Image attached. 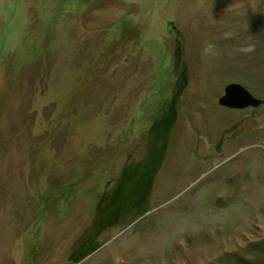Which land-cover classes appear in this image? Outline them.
Segmentation results:
<instances>
[{
    "label": "rangeland",
    "instance_id": "374dc122",
    "mask_svg": "<svg viewBox=\"0 0 264 264\" xmlns=\"http://www.w3.org/2000/svg\"><path fill=\"white\" fill-rule=\"evenodd\" d=\"M228 84L264 101V0H0V264H260Z\"/></svg>",
    "mask_w": 264,
    "mask_h": 264
},
{
    "label": "water",
    "instance_id": "95a60500",
    "mask_svg": "<svg viewBox=\"0 0 264 264\" xmlns=\"http://www.w3.org/2000/svg\"><path fill=\"white\" fill-rule=\"evenodd\" d=\"M219 104L228 108L240 109L254 104L253 97L239 84H228L224 88V95Z\"/></svg>",
    "mask_w": 264,
    "mask_h": 264
},
{
    "label": "trees",
    "instance_id": "16d2710c",
    "mask_svg": "<svg viewBox=\"0 0 264 264\" xmlns=\"http://www.w3.org/2000/svg\"><path fill=\"white\" fill-rule=\"evenodd\" d=\"M259 246H261V247H264V242L263 243H261V242H259ZM264 250V249H263ZM254 254V253H253ZM256 255H258L259 257H258V262L260 261V264H264V251H262V250H259L258 251V253L256 254ZM243 261V260H242ZM254 262V261H253ZM256 263V262H255ZM243 264H247V262H244Z\"/></svg>",
    "mask_w": 264,
    "mask_h": 264
},
{
    "label": "flooded vegetation",
    "instance_id": "af4514ba",
    "mask_svg": "<svg viewBox=\"0 0 264 264\" xmlns=\"http://www.w3.org/2000/svg\"><path fill=\"white\" fill-rule=\"evenodd\" d=\"M223 95H224V91H223ZM222 95V96H223ZM251 95V94H250ZM222 96H220L219 98H218V104H219V99L222 97ZM264 101L263 100H256V99H254V104H250V105H248V106H246V107H244V108H248V107H258L261 103H263ZM220 105V104H219ZM220 106H222V105H220ZM222 107H225V106H222ZM225 108H228V107H225ZM243 108V109H244ZM229 109H231V108H229ZM231 110H237V109H231ZM242 110V109H241Z\"/></svg>",
    "mask_w": 264,
    "mask_h": 264
},
{
    "label": "clouds",
    "instance_id": "9594fccd",
    "mask_svg": "<svg viewBox=\"0 0 264 264\" xmlns=\"http://www.w3.org/2000/svg\"><path fill=\"white\" fill-rule=\"evenodd\" d=\"M247 51H251V49L249 48V49H247Z\"/></svg>",
    "mask_w": 264,
    "mask_h": 264
}]
</instances>
